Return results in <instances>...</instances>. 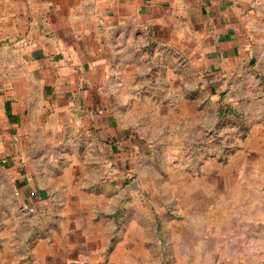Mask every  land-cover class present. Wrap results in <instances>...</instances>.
Instances as JSON below:
<instances>
[{
    "label": "rangeland",
    "instance_id": "374dc122",
    "mask_svg": "<svg viewBox=\"0 0 264 264\" xmlns=\"http://www.w3.org/2000/svg\"><path fill=\"white\" fill-rule=\"evenodd\" d=\"M163 34L156 41L144 33L141 51L120 52L128 67L111 58L112 73L101 75L102 107L125 137L121 162L104 163L103 174L88 161V195L103 197L96 217L80 219L100 246L88 257L98 264H264V8L242 12L231 74L216 89L200 43ZM78 116V143L91 150L81 133L92 135L93 121ZM75 141L65 136L63 146Z\"/></svg>",
    "mask_w": 264,
    "mask_h": 264
},
{
    "label": "crops",
    "instance_id": "0c3cea01",
    "mask_svg": "<svg viewBox=\"0 0 264 264\" xmlns=\"http://www.w3.org/2000/svg\"><path fill=\"white\" fill-rule=\"evenodd\" d=\"M258 3L264 0H0V206L8 203L0 208L7 218L0 264H98L87 251L100 246L80 219L103 207V197L86 190L88 161L101 174L104 163L121 162L125 133L100 96L111 58L128 67L121 50L141 51L146 32L164 40L160 29L167 40L200 43L216 89L231 74L242 12L263 9ZM84 113L93 121V134L81 133L91 150L79 145L74 123ZM65 136L74 145L63 146Z\"/></svg>",
    "mask_w": 264,
    "mask_h": 264
}]
</instances>
